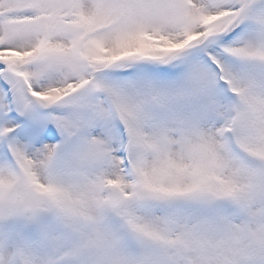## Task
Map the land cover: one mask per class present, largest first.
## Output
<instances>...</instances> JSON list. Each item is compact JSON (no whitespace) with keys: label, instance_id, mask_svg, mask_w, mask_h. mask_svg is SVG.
<instances>
[{"label":"snow or ice","instance_id":"6c2138e0","mask_svg":"<svg viewBox=\"0 0 264 264\" xmlns=\"http://www.w3.org/2000/svg\"><path fill=\"white\" fill-rule=\"evenodd\" d=\"M0 264H264V0H0Z\"/></svg>","mask_w":264,"mask_h":264}]
</instances>
